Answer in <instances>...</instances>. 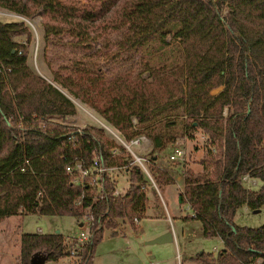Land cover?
Returning a JSON list of instances; mask_svg holds the SVG:
<instances>
[{
  "label": "trees",
  "instance_id": "1",
  "mask_svg": "<svg viewBox=\"0 0 264 264\" xmlns=\"http://www.w3.org/2000/svg\"><path fill=\"white\" fill-rule=\"evenodd\" d=\"M93 1L100 4L96 10L63 0H0V8L20 17L0 20V222L26 214L78 222L91 200L75 205L86 187L72 181L66 164L82 157L88 165L97 152L106 165L124 163L125 155L109 156L117 142L97 122L84 125L75 141L66 139L78 102L124 140L149 139L145 155L156 185L174 177L155 153L203 132L201 170L186 168L179 197L194 213L183 219L200 221L202 234L223 246L215 258L201 252L195 260L264 264V224L234 222L239 208L264 206V0ZM37 19L36 37L27 22ZM109 31L117 35L112 50ZM36 38L39 70L30 62ZM54 43L80 50V58L53 65L46 49ZM95 47L105 48L103 57ZM108 58L128 64L105 72ZM131 159L127 154L125 162ZM244 176L261 185L247 188ZM142 181L134 167L123 194L113 196L105 183L97 203L107 210L103 226L78 249L79 264H92L105 228L118 221L135 226L133 218L145 211L146 196L136 184ZM70 247L60 232L23 233L19 263L56 262Z\"/></svg>",
  "mask_w": 264,
  "mask_h": 264
},
{
  "label": "rangeland",
  "instance_id": "2",
  "mask_svg": "<svg viewBox=\"0 0 264 264\" xmlns=\"http://www.w3.org/2000/svg\"><path fill=\"white\" fill-rule=\"evenodd\" d=\"M63 1L67 4H73L83 10H96L100 5L93 0ZM13 18L20 17L0 8V20H9ZM39 21L40 19H37L33 23L27 22L34 30L35 35L37 34L36 28H38ZM108 37L110 41L107 48L112 50L115 48L114 39H116L117 35L109 31L107 33V38ZM39 49L36 38L32 47V58L30 62L37 70H39L38 67L41 66L40 54L38 55ZM104 50V47H95L92 52H98L101 56ZM80 54V50H74L68 46L55 43L53 45H48L46 49V57L53 65L68 63L70 62L69 60L79 59ZM91 58L95 60L97 57L94 56ZM138 58L137 55H133L134 62L137 61ZM84 59L87 61V56ZM102 64L104 65L103 70L106 72V70H110L115 66H126L128 60H113L108 58L106 62H102ZM217 91L218 89L213 92ZM76 103L78 104L79 111L76 116H74L73 124L84 126L86 125L85 123H98L97 120L103 122L91 109L78 102ZM85 110L89 112L87 113ZM183 137H179L177 139L178 142H183ZM206 140L207 136L199 130L193 132L191 137H187L185 143L188 150V160L185 168H190L195 172L201 170L198 161L204 155ZM170 149L171 146L167 144L164 149L158 150L155 153L158 164H167L165 159ZM176 168L179 170V166H174L173 172L178 176L179 172L175 170ZM125 179L126 176H124L123 180L119 178V189H124L128 186V180ZM243 184L247 188L256 190L261 185V182L257 179L255 181L243 180ZM181 185V180L169 185L157 184L165 206L155 188H148L145 211L139 223L132 226L128 221H118L117 226L114 228L116 229V233L112 232L114 229L105 228L103 230L102 239L96 245L92 264H201L195 260L196 255L201 252L210 254V256L215 258L218 250L223 246L222 241L217 237H205L202 234L199 221H186L183 219L184 216L191 215V210L186 203L179 204L178 202L180 193L179 188ZM234 222L237 225L252 228L261 226L264 224V206L258 211H251L244 207L239 208L235 213ZM37 228H40V232L43 233L56 232L58 230L65 236L66 243L71 246H74L75 242H77V236L79 234V225L73 216H46L38 214L11 216L0 224V264H20V237L23 233H36ZM166 232L172 233L173 239L171 242L145 244L146 241ZM214 247L217 248L216 251H214ZM70 249L71 247L69 250ZM66 257L47 264H62L63 262L67 264H79V258L77 256L68 255ZM214 264L218 263L215 262Z\"/></svg>",
  "mask_w": 264,
  "mask_h": 264
},
{
  "label": "built area",
  "instance_id": "3",
  "mask_svg": "<svg viewBox=\"0 0 264 264\" xmlns=\"http://www.w3.org/2000/svg\"><path fill=\"white\" fill-rule=\"evenodd\" d=\"M77 104V103H76ZM21 120V119H20ZM98 123L109 133V135L117 142L116 145L109 149V156L115 158L120 155H125L124 159L120 164L106 165L102 162L99 153H95L91 159L90 164L86 165L82 157H75L70 163L66 164L65 171L71 176L74 183L85 186L86 189L76 199L75 205L82 206L85 198L90 197V204L84 208V214L77 222L79 225V234L77 236V242L69 250L70 255L77 256L78 249L82 248L84 244L90 242L96 232L103 226L102 219L105 216L107 210L98 208L97 203L104 200L106 195L105 183L109 182L112 187V195L119 196L123 194L124 189H119L118 184L119 176L126 175L129 184L130 171L134 167H138L139 171L143 175V181L136 183L139 192L145 194L148 187L156 188L153 175L150 171V157L146 156L145 153L150 146V141L145 135H138L129 141L124 140L117 132L111 129L107 124L97 120ZM132 122L135 124L136 119L133 118ZM72 130L67 134L66 139L70 142L75 141L78 137H82L83 127L72 123ZM187 136L182 138L183 142L178 140L170 144L171 149L166 155V165L160 166L167 170L170 174L174 170V166H179V175L176 177L177 181L181 180V187L179 188L180 193H184V173L185 165L188 160V150L186 147ZM127 154H130L132 159L125 162ZM23 170V168H22ZM242 180H249L248 176H244ZM190 209L189 205L187 204ZM191 210V209H190ZM191 216H194L191 210ZM135 224L139 223L137 217L133 218ZM41 229L37 228V232ZM217 248L214 247V251ZM78 257V256H77Z\"/></svg>",
  "mask_w": 264,
  "mask_h": 264
},
{
  "label": "crops",
  "instance_id": "4",
  "mask_svg": "<svg viewBox=\"0 0 264 264\" xmlns=\"http://www.w3.org/2000/svg\"><path fill=\"white\" fill-rule=\"evenodd\" d=\"M78 105V104H77ZM85 111H87V110H85ZM89 111H87V113H88ZM92 116V115H91ZM92 117H94V116H92ZM95 118V117H94ZM85 124H88V123H85ZM159 166H165V164H163V165H161V164H159ZM175 170H177V168L175 169ZM174 171V170H173ZM172 171V175H173V177H174V183H176L177 182V180H176V173L175 172H173ZM178 171V170H177ZM124 176H126V175H120L119 176V178H122V180H123V178H124ZM126 179H127V176H126ZM125 179V180H126ZM256 179H253V178H251V177H249V181H255ZM174 183H172V184H174ZM254 183V182H253ZM162 185H169V184H162ZM149 188V187H148ZM151 188V187H150ZM148 190V189H147ZM155 190H156V192L159 194V196H160V198H161V200H162V197H161V195H160V192H159V189H158V186L156 185V188H155ZM147 193V192H146ZM146 193H145V196H146ZM179 196H178V202H179V204H181V201L179 200ZM146 202V201H145ZM162 203H163V200H162ZM163 205H164V203H163ZM165 206V205H164ZM166 208V207H165ZM244 208H246V209H248L246 206H244ZM260 210V209H259ZM8 218H10V217H8ZM8 218H6V219H8ZM6 219H4L2 222H0V224H2ZM140 220V219H139ZM198 221V220H197ZM199 223H200V221H199ZM200 225H201V223H200ZM201 231H202V229H201ZM37 232V231H36ZM112 232L114 233H116V229H114V230H112ZM123 232H124V230H123ZM122 233V232H121ZM147 242V241H146ZM145 242V244H147ZM65 258V257H64ZM67 258V257H66ZM62 264H67L66 262H63Z\"/></svg>",
  "mask_w": 264,
  "mask_h": 264
},
{
  "label": "water",
  "instance_id": "5",
  "mask_svg": "<svg viewBox=\"0 0 264 264\" xmlns=\"http://www.w3.org/2000/svg\"><path fill=\"white\" fill-rule=\"evenodd\" d=\"M180 200V198H179ZM59 231L57 230L56 233ZM173 239V235L171 232H166L164 234H161L160 236H157L151 240H148L146 243L147 244H160V243H165V242H171Z\"/></svg>",
  "mask_w": 264,
  "mask_h": 264
}]
</instances>
